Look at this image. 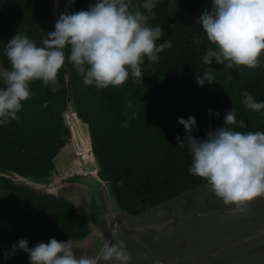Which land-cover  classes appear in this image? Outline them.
<instances>
[{"label": "trees", "instance_id": "obj_1", "mask_svg": "<svg viewBox=\"0 0 264 264\" xmlns=\"http://www.w3.org/2000/svg\"><path fill=\"white\" fill-rule=\"evenodd\" d=\"M132 2L142 4L143 0ZM92 3L95 0H75L69 3L67 12L88 10ZM210 7L211 0H159L153 9L155 17L148 24L165 31L157 45L170 39L172 47L159 54L158 63L150 65L145 59L141 82L130 77L119 89L109 86L97 90L94 85L85 86L70 62L59 73L57 92L39 80L32 82L33 95L22 102L20 119L0 125V170L34 183L48 182L54 174L61 176L56 171V159L72 141L71 126L65 119L71 108L78 123L89 132L100 178L109 184L120 209L131 217L150 215L154 209L208 187L207 181L188 171L191 156L187 146L181 148L176 140L177 136L181 140L186 137L179 118L195 117L197 126L192 135L206 139L209 130L224 126L226 111L234 108L237 121H245L246 128L228 127L240 132H264V109L245 108L240 95L247 91L257 102H264V56L256 69H225L215 61L205 65L202 56L213 45L198 18ZM138 10L144 12L143 8ZM56 22L52 0H0V68L10 69L4 49L11 37L19 32L43 46ZM206 69L215 82L198 86L195 78ZM128 101L134 108H126ZM125 111L137 113L135 119L127 121L128 127L123 126ZM217 213L206 212L194 218L201 224L199 228L207 226L215 235L214 247L207 255L208 259L216 256L212 264H220L218 255L226 246L227 235H220L222 227L218 223L201 220L214 219ZM236 213L222 210L217 217L225 220L226 215ZM180 218L168 225L177 226L183 222ZM155 230L148 231L157 233ZM161 230L160 235L170 233ZM92 231L89 221L67 198L38 195L0 176V264H30L23 250L12 254V246L20 239L27 240L30 248L39 242L48 243L50 238L73 244L87 239ZM253 253L244 251L232 264H264V247ZM184 258L178 264L188 261Z\"/></svg>", "mask_w": 264, "mask_h": 264}, {"label": "clouds", "instance_id": "obj_2", "mask_svg": "<svg viewBox=\"0 0 264 264\" xmlns=\"http://www.w3.org/2000/svg\"><path fill=\"white\" fill-rule=\"evenodd\" d=\"M158 3L159 0H143L136 5L132 0H95L88 10L61 13L43 46L19 32L11 37L4 49L10 69L0 68V125L20 119L22 102L33 95L32 82L39 80L57 92L59 73L66 62L73 65L85 86L94 85L97 90L109 86L119 89L130 77L141 82L145 59L150 65L158 63L159 54L172 47L170 39L157 45L165 31L148 24L155 17L153 9ZM198 23L213 45L202 56L205 65L215 61L231 70L261 67L264 0H211V7L203 10ZM195 79L198 86L215 82L207 69ZM240 95L245 108L264 109V102H257L251 93L242 91ZM126 108H134L131 101ZM124 116L123 126L128 127L127 121L135 119L137 113L125 111ZM178 123L186 132L184 140L179 136L176 140L181 148L187 146L191 156L188 171L207 181L230 211L242 213L257 198H264V132H240L228 127L246 128L245 121H237L234 108L226 111L224 126L209 130L206 139L192 135L197 126L195 117L179 118ZM17 250L28 253L30 264H129L131 260L123 241L106 243L93 256H77L69 240L55 238L32 248L27 240L20 239L18 245L12 246V254Z\"/></svg>", "mask_w": 264, "mask_h": 264}, {"label": "rangeland", "instance_id": "obj_3", "mask_svg": "<svg viewBox=\"0 0 264 264\" xmlns=\"http://www.w3.org/2000/svg\"><path fill=\"white\" fill-rule=\"evenodd\" d=\"M78 124L82 130V136L89 139V132L86 127L80 121ZM87 139L82 141L83 150L81 152L85 156L89 155L87 154V147L90 144V139L89 141ZM71 147L67 145L64 148V159L62 161V168H64V164L70 166L67 170L68 173L76 169L74 163L77 157L73 151L69 153V148ZM70 160L74 162L71 165L69 164ZM94 165L97 166L95 159ZM67 175L65 172L62 176L65 177ZM62 176L56 179V183L59 184L56 189L61 187V183H65V181H62ZM25 181L30 185L33 184L28 180ZM68 182L72 183L70 179ZM74 182H77L76 178L73 179ZM106 185L108 188L104 189V195H101L99 200L90 196L91 198H87L89 203H86L84 202L85 197L83 194V199H78V204L80 203L79 209L89 219H93L95 216V221L100 226L107 227V224L110 223L118 225L116 228L118 232L114 233V235L118 234L117 236L119 237L114 242H124L125 247L131 254L129 264H178L183 257L186 260L188 259L185 264H212L213 261L211 259H217L216 256L208 259L207 255L214 247L215 235L207 226L199 228L201 224L197 222V219H194L196 218L195 215L203 216L206 212H219L217 213L219 215H214L216 217L214 219H208L210 217H207L201 222H216L222 227L220 235H227L226 246H222V251L218 255L220 264H232L235 256L242 257L244 251L253 253L258 247H264V198H257L244 212L230 214V216L226 215L225 220H222L217 216H220V211L229 210V206H226L221 199L217 198L210 186H208L191 195L182 197L180 200L169 202L161 208L154 209L150 215L131 217L120 209L116 198L109 189V184L106 183ZM56 189L53 191L58 196H66L70 192H74L76 195L78 191L83 190V187L76 183L69 189H60L58 192ZM91 207H93V211ZM174 210L177 212L171 214ZM107 213H110L111 216L108 217ZM179 217H183L180 218L183 222L177 223L178 225L174 226L175 229L173 230L174 227L172 228L168 224H171L172 220H178ZM158 226L163 227L159 228ZM155 228L158 229L155 230L157 233L145 231ZM160 230L161 232L168 231L167 233L170 230V233L160 235L158 233ZM72 245L77 256H93L102 248L97 245L93 237L88 238L83 243H73ZM193 245L194 247H192ZM258 255H260V251Z\"/></svg>", "mask_w": 264, "mask_h": 264}, {"label": "water", "instance_id": "obj_4", "mask_svg": "<svg viewBox=\"0 0 264 264\" xmlns=\"http://www.w3.org/2000/svg\"><path fill=\"white\" fill-rule=\"evenodd\" d=\"M52 5H53L56 20H58L61 13H63V10L66 9V11H67V9L69 7V0H52ZM64 5H66V6L64 7ZM68 115H69L70 120L72 122V126L75 124L74 122L78 123L77 118L75 116V112L72 109H69ZM71 132H72V127H71ZM73 134H74V132H73ZM91 153H93V151ZM0 176L7 177V178L13 180L15 183L19 184L20 186H22L23 188H25L26 190L33 192L35 194H38V195H48L51 193V192H49L50 190L57 188L59 185L56 182H53L52 184L48 185V187L33 186V185L26 183V181L23 178H21L19 175L15 174L11 171H8V170H0ZM76 180H77L78 184H81L82 186H84L90 190L93 199L96 198L97 200H99L100 196L104 195L103 191L106 187V182L103 181L101 178L99 179V178H96V177L91 176V175H87V176L86 175H79L76 177ZM107 214H108V217L111 216L110 213H107ZM108 225L110 226L111 223ZM96 226L97 225L95 224V226H94L95 231L98 230ZM139 228H141V227H139ZM86 240L87 239H84L82 241H76L75 243H83Z\"/></svg>", "mask_w": 264, "mask_h": 264}, {"label": "crops", "instance_id": "obj_5", "mask_svg": "<svg viewBox=\"0 0 264 264\" xmlns=\"http://www.w3.org/2000/svg\"><path fill=\"white\" fill-rule=\"evenodd\" d=\"M65 119H66V122L68 123V125H69V127L70 126H72V122H71V120H70V117H69V115L68 114H66L65 115ZM72 129H73V126H72ZM70 130H71V127H70ZM73 132H74V134L76 133L75 132V130H73L72 131V133H71V136H72V141H71V143H69L68 145L69 146H72L71 148H69V153L71 152V151H73L74 153H75V156L77 155V154H79V150H83V147H82V143H81V141L83 140L82 138H80V137H78L76 140H75V138H74V134H73ZM73 134V135H72ZM84 138H86V137H84ZM87 139V138H86ZM88 141H89V139H87ZM90 143V142H89ZM78 147V148H77ZM73 148V149H72ZM90 149L92 150V147H91V145H90ZM77 157V156H76ZM63 159H64V152H62L60 155H59V157H57V159H56V163L58 164V167H57V170L56 171H59V173H61L62 175L66 172V174H68L67 176H65V177H63L62 175V181H65V183H61V187H59L58 189H56V191L58 192L60 189H69V187H72L74 184H76V182H74L73 183V179L74 178H76L78 175H76V173H75V170H73L72 172H70V173H68L67 172V170L70 168V166H66V164H64V168H62V161H63ZM72 163H74V162H72L71 160H70V165L72 164ZM78 166V165H77ZM77 166H74V167H77ZM59 169V170H58ZM58 177L56 176V174H54V177L50 180V181H44V182H40V183H34V182H31V183H33L32 185L33 186H38V187H48V185H50V184H52L53 182H56V179H57ZM71 180L72 181V183L71 182H68L67 183V181L68 180ZM35 184V185H34ZM81 185V184H80ZM69 186V187H68ZM81 187H83L82 185H81ZM54 190V189H53ZM53 190H50L49 192H51L50 194H53V195H56V196H58ZM77 191V190H76ZM79 192V191H78ZM58 197H65V198H67L71 203H73L74 204V206H75V208L77 209V211H79V213L81 214V211H80V209H79V205H80V203L78 204V196L76 195L75 196V194H74V192H70V194H68V195H66V196H58ZM88 197H90V196H85V201L84 202H86V203H89L88 202V200H87V198ZM91 198V197H90ZM76 199V200H75ZM82 215V214H81ZM89 221V220H88ZM89 223L91 224V226H95V223L92 221V220H90L89 221ZM93 223H94V225H93ZM90 237V236H89ZM88 237V238H89ZM87 238V239H88Z\"/></svg>", "mask_w": 264, "mask_h": 264}, {"label": "flooded vegetation", "instance_id": "obj_6", "mask_svg": "<svg viewBox=\"0 0 264 264\" xmlns=\"http://www.w3.org/2000/svg\"><path fill=\"white\" fill-rule=\"evenodd\" d=\"M87 154H90L89 153V151L87 152ZM77 156V158L75 159V163H74V166H77L79 163V154H77L76 155ZM77 183V182H76ZM78 184V183H77ZM105 188H108V186L106 185V187ZM83 194H84V197L87 195V196H91L92 197V195H91V192H90V190L88 189V188H86V187H84L83 186V190H80V192H77L76 193V195L78 196V198L79 199H83ZM103 194H104V191H103ZM75 195V196H76ZM92 206V205H91ZM93 209V207H91V210ZM93 211V210H92ZM82 214V213H81ZM87 220H92L97 226V229H98V232L96 233V231H95V227L94 226H92L93 227V231H92V233H91V235H90V237H93L95 240H96V242H97V245H99V246H101V247H103V245L104 244H106V243H113L119 236H117L118 234H115L114 235V233H116V232H118V230H116V228H117V224L116 223H111V225L109 226L108 224H107V227H105V226H103V225H98L97 223H96V221H95V216H94V218L93 219H89V218H87L86 217V214H82ZM94 223H93V225H94ZM112 227V228H111ZM145 231H148V230H145ZM143 232V231H142ZM96 233V234H95ZM89 237V238H90ZM104 242V243H103Z\"/></svg>", "mask_w": 264, "mask_h": 264}, {"label": "built area", "instance_id": "obj_7", "mask_svg": "<svg viewBox=\"0 0 264 264\" xmlns=\"http://www.w3.org/2000/svg\"><path fill=\"white\" fill-rule=\"evenodd\" d=\"M100 169L94 165V157L84 159L81 166H77L75 169L76 175H91L99 178Z\"/></svg>", "mask_w": 264, "mask_h": 264}, {"label": "bare ground", "instance_id": "obj_8", "mask_svg": "<svg viewBox=\"0 0 264 264\" xmlns=\"http://www.w3.org/2000/svg\"><path fill=\"white\" fill-rule=\"evenodd\" d=\"M78 121V120H77ZM75 124L73 125V127H74V130H75V134H74V138H75V140L78 138V137H80V138H82L83 140H86L82 135V130H81V128H80V126H79V124L77 123V122H74ZM82 140V141H83ZM82 141H81V143H82ZM85 142V141H84ZM78 148V147H77ZM88 151H89V155H87V156H85V155H83L82 154V152H81V150H79V164H82L83 163V161H84V159H87V158H92V153H91V149H90V144H88Z\"/></svg>", "mask_w": 264, "mask_h": 264}]
</instances>
